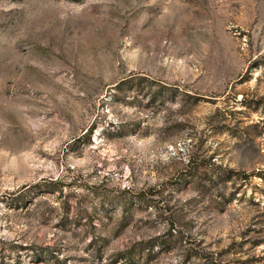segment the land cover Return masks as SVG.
<instances>
[{"label":"rangeland","instance_id":"obj_1","mask_svg":"<svg viewBox=\"0 0 264 264\" xmlns=\"http://www.w3.org/2000/svg\"><path fill=\"white\" fill-rule=\"evenodd\" d=\"M127 250L264 264V0H0V264Z\"/></svg>","mask_w":264,"mask_h":264},{"label":"trees","instance_id":"obj_2","mask_svg":"<svg viewBox=\"0 0 264 264\" xmlns=\"http://www.w3.org/2000/svg\"><path fill=\"white\" fill-rule=\"evenodd\" d=\"M179 233H180V231H179ZM171 234H173V233H171ZM143 248L144 247H141L140 249H143ZM118 256L120 258H123L125 261H128L127 264H133L132 261H133L134 257L136 256V254L134 253V250H131V251L127 250V251H122V252L118 253ZM185 262H188V259H185Z\"/></svg>","mask_w":264,"mask_h":264}]
</instances>
